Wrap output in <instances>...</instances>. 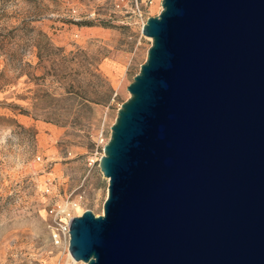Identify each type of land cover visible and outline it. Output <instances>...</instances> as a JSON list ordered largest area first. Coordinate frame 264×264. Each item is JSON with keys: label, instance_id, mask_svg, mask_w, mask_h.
<instances>
[{"label": "water", "instance_id": "1", "mask_svg": "<svg viewBox=\"0 0 264 264\" xmlns=\"http://www.w3.org/2000/svg\"><path fill=\"white\" fill-rule=\"evenodd\" d=\"M99 161L86 264H264V0H162Z\"/></svg>", "mask_w": 264, "mask_h": 264}, {"label": "rangeland", "instance_id": "2", "mask_svg": "<svg viewBox=\"0 0 264 264\" xmlns=\"http://www.w3.org/2000/svg\"><path fill=\"white\" fill-rule=\"evenodd\" d=\"M162 0H0V264H82L56 210L103 214L99 166ZM62 220H66L62 216Z\"/></svg>", "mask_w": 264, "mask_h": 264}, {"label": "built area", "instance_id": "3", "mask_svg": "<svg viewBox=\"0 0 264 264\" xmlns=\"http://www.w3.org/2000/svg\"><path fill=\"white\" fill-rule=\"evenodd\" d=\"M150 2H153V0H149ZM52 212H55V216L53 219L51 227V234L53 241L56 244H63L70 241V224L72 221V218H74V215H71L69 212H67V209L65 210H56L53 209ZM62 216H65L66 220H62ZM73 262L77 263V261L72 260ZM82 264H85L84 262H81Z\"/></svg>", "mask_w": 264, "mask_h": 264}, {"label": "bare ground", "instance_id": "4", "mask_svg": "<svg viewBox=\"0 0 264 264\" xmlns=\"http://www.w3.org/2000/svg\"><path fill=\"white\" fill-rule=\"evenodd\" d=\"M69 259H72V260L76 261V260L72 257V255H71L70 252H69ZM85 264H86V263H85Z\"/></svg>", "mask_w": 264, "mask_h": 264}]
</instances>
